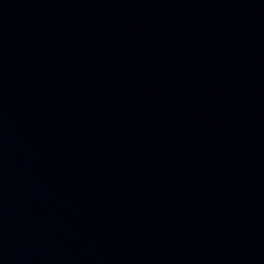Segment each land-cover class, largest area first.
Wrapping results in <instances>:
<instances>
[{"label": "water", "instance_id": "obj_1", "mask_svg": "<svg viewBox=\"0 0 264 264\" xmlns=\"http://www.w3.org/2000/svg\"><path fill=\"white\" fill-rule=\"evenodd\" d=\"M0 264H264V0H0Z\"/></svg>", "mask_w": 264, "mask_h": 264}]
</instances>
